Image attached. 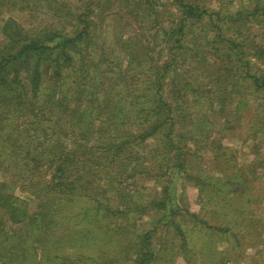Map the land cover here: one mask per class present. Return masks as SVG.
<instances>
[{
	"label": "rangeland",
	"instance_id": "rangeland-1",
	"mask_svg": "<svg viewBox=\"0 0 264 264\" xmlns=\"http://www.w3.org/2000/svg\"><path fill=\"white\" fill-rule=\"evenodd\" d=\"M189 1L210 11H231L233 17L186 19L180 30L183 13L175 0H0V78L16 86V95L0 90V105L15 96L9 109L25 120L32 111L31 64H8L4 58L25 49L31 39L50 47L42 54L50 61L60 55L57 44L63 38L86 26L71 68L58 79L42 74L39 97L49 102L59 125L68 127L69 114L80 103L82 64L95 71L97 92L120 106L121 129L137 130L146 120L137 118L131 102L139 101L136 109L146 105L145 86L154 80L172 107L175 147H165L166 129L140 146L150 171L127 179L132 189L124 199L127 210L82 220L91 204L86 199L72 204L70 213L82 214L79 220L72 217L77 223L67 230L102 252L99 264H139L137 258L146 252L154 253L147 264H264V1ZM10 20L13 37L4 28ZM21 92L29 95L19 104ZM62 96L67 99L59 106ZM90 96L81 98L83 107ZM6 149L0 142V152ZM1 170L0 181L8 182L32 213L37 203L20 188L23 181ZM246 183L250 189L243 191ZM118 196L108 191L103 202L122 208Z\"/></svg>",
	"mask_w": 264,
	"mask_h": 264
},
{
	"label": "trees",
	"instance_id": "trees-1",
	"mask_svg": "<svg viewBox=\"0 0 264 264\" xmlns=\"http://www.w3.org/2000/svg\"><path fill=\"white\" fill-rule=\"evenodd\" d=\"M175 2L183 13L180 30L186 19L205 15L212 17L213 14L218 20L233 17L231 11L225 13L223 10L210 11L189 0H175ZM13 23L14 21L10 20L4 25L5 29H10L8 33L10 37L16 33L12 27ZM16 27L20 28L19 25ZM85 27L75 37L63 38L57 44L60 55L50 61H44L42 55L50 47L31 39L25 49L11 54L9 58H4V62L8 64L18 62L31 64L28 66V71L32 96L28 105L32 111H28L25 120L24 114L9 109L15 96L7 98L5 103L0 105V132H2L0 142L2 147L8 148L3 152L6 154L0 152V169H3L1 170L3 173L17 175L18 180L23 181L20 188L29 192L37 204L32 213H29L26 203L20 199V196L10 192V184L0 181L2 264H99L102 252H98L97 247H92L91 250L84 238L78 233L67 230L73 228L82 214V212L70 213L72 204L79 199H86L91 204L93 212H86L82 220L95 218L98 215L105 219L109 215L124 212L128 209L124 199L126 194H131L132 191L131 182L127 183V179L150 171V168L144 166V162L141 161L140 146L157 132L161 133L166 129L168 133H164L163 137L168 138V141L164 145L169 148L175 147L170 137L173 129L170 116L172 107L160 96V82L154 80L151 86H145L146 91H149L147 94L150 95L149 99L145 100L146 105L141 104L136 109L135 106L139 101L131 102L132 112L136 111L137 118L145 117L146 120L138 124L137 130L121 129L120 125L123 124L125 116L118 117L120 106L115 103L113 97H102L97 92L98 83L93 76L95 71H90L86 64L80 65L77 74L82 84L77 92L79 96L77 101L80 103L76 104L69 114L71 123H67L68 127H66L59 125L58 120H54V112L49 107V102L45 99L42 102L39 97L44 77L42 74L46 72L50 78L58 79L55 76L60 77L65 74L67 68H71L74 61L79 59L75 53L79 49L78 42L83 41ZM60 57H63V60H59ZM3 67V63L0 62V75L4 73ZM56 84L57 81L53 91L56 89ZM15 87L12 82L0 78L1 91L16 95ZM86 94L92 96L86 99L83 107L81 98ZM22 95L28 96L29 93L17 94L19 104L25 101ZM66 99L67 96H62L56 104L64 105ZM69 109L67 106V111ZM95 109L97 113L93 118ZM48 111L49 114H46ZM106 112H109V115L102 120L101 116ZM96 123L100 124H97L100 126L97 131L94 130ZM41 131L44 134L37 135ZM9 159L10 163L5 165ZM243 187V191L250 189L247 183ZM111 190L119 193L118 204L122 208L114 209L103 202L107 198L108 191ZM100 209L104 212H100ZM72 217H76L77 220ZM106 221V226L109 227L111 223L109 220ZM207 225L211 229L225 230L220 225ZM65 229L66 234L56 232L57 230L65 232ZM95 251L98 254H95ZM91 253L94 255L91 256ZM143 255V258H137V263L147 264L154 258V253L146 252Z\"/></svg>",
	"mask_w": 264,
	"mask_h": 264
}]
</instances>
